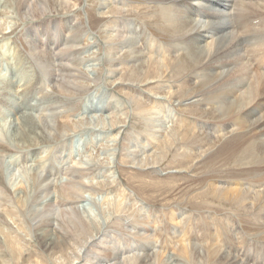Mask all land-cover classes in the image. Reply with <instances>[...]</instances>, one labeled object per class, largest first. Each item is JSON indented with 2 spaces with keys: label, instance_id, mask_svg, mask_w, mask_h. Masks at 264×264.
<instances>
[{
  "label": "rangeland",
  "instance_id": "374dc122",
  "mask_svg": "<svg viewBox=\"0 0 264 264\" xmlns=\"http://www.w3.org/2000/svg\"><path fill=\"white\" fill-rule=\"evenodd\" d=\"M25 1L0 0V143L6 146L0 149V177L7 187L0 192V264H264V185L249 182L250 191H258L251 209L225 189L235 188L224 180L240 168L241 155L221 165L214 151L224 148L229 130L214 135L197 127L219 114L196 104L187 44L176 47V33L162 22L167 0H105V6L102 0H63L67 10L64 2L41 0L58 13L49 24ZM27 11L36 19H26ZM123 11L126 16H118ZM114 26L153 60L152 43L138 27L164 44L152 47L166 54L170 67L161 82L149 77L148 86L137 88L133 41L120 48L116 39L123 52L104 62L102 34ZM79 31L85 35L77 52ZM47 32L54 40L43 37ZM32 44L40 50L42 44L54 65L80 68L85 59L93 66L81 70L98 79L78 80L86 85L80 92L54 89L52 70ZM155 97L170 104L148 125V116H134L127 99L141 112L152 111ZM15 105L27 115L20 121L26 128L31 121L41 127L43 115L55 116V128H41L32 143L16 140L21 115ZM176 113L183 116L179 122L172 118ZM41 172L55 178L54 189H34Z\"/></svg>",
  "mask_w": 264,
  "mask_h": 264
},
{
  "label": "bare ground",
  "instance_id": "6f19581e",
  "mask_svg": "<svg viewBox=\"0 0 264 264\" xmlns=\"http://www.w3.org/2000/svg\"><path fill=\"white\" fill-rule=\"evenodd\" d=\"M55 1L64 2L63 0ZM73 1L76 2V0ZM48 4L49 2L44 4L41 0H26L25 8L37 7L41 11L38 16L47 18L44 24H49L51 22L50 18L56 20L58 13L49 11ZM102 5L105 6V0H102ZM50 6L52 7L53 4H50ZM125 6L124 3L123 7ZM67 7L68 5L65 3L63 10H67ZM161 9L163 11L162 22L177 35L176 47H181L186 43L189 51L188 56L193 60L196 104L215 107L219 114L210 125L197 123V127L204 126V129L213 132L214 135L224 134L226 129L229 130L224 137V148L214 151V157L221 165H224L232 161V155H241L239 161L242 165L240 168L226 174L224 180L236 184L235 188L227 187L225 189L231 197H238V200H242L240 201L241 204L251 209L250 202L258 191H250L252 186L249 182L252 179H257L264 185V0H167L161 5ZM124 13L123 11L118 16H126ZM25 17L26 19L34 18L30 11L26 12ZM117 21L121 22L124 19L119 18ZM69 27L71 31H78L77 28L71 25ZM138 29L141 30L144 39L152 43L150 45L151 51L157 56V60L144 56L136 40L133 37L121 36L117 32L116 26L112 27L111 34L109 32L102 34L104 39L101 42L103 43V49H106L104 62L111 63L123 52L121 49H116L114 41L119 39L120 48H126V44L133 41L130 53L137 64L136 73L141 78V84L137 85V88H142L148 86L144 81L149 77L158 78L161 82L164 75L170 71V67L166 65V54H156L155 49L152 48L154 44L161 46L164 44L151 33L145 31V28L138 27ZM84 30L87 31L86 28ZM84 35L85 33L79 31L75 37L77 52L83 50L81 44L84 41ZM45 36L53 40L55 38L52 32L45 33L43 37ZM38 47L41 50L37 48V44H32L33 53H37L51 68L53 78H50V85L54 89L67 92L66 88L71 87L72 91L80 92L86 88V85L78 82V80L94 81L98 79L88 77L81 70V67H85L87 70L90 65L87 64L85 59L80 60V68L62 63L54 65L51 56L44 52L42 44ZM86 51L83 52V55L87 53ZM168 63L171 64V60H168ZM117 64H121V61H117L114 69H118ZM62 98H66V96L62 95ZM155 101L152 111L150 108L146 109L145 107L140 109L141 112H139L135 106L136 101L131 98L127 99V102L133 108L134 116L140 114H145V118L148 116V125L155 124L156 118L152 116L166 113L168 111L167 106L170 104L166 100H160L156 97ZM176 105L180 106L181 104L177 103ZM14 108V111L21 115V118L17 117L15 126L19 133V138L16 140L32 143L35 138H38L37 134L39 130L41 131V128L47 131H52L55 128L56 122L54 120L56 118L52 117L54 115L49 117L43 115L39 118L42 125L39 128L35 126V123H32L33 121L29 122V127L26 128L20 121L27 115L23 114L16 105ZM172 118H176V121L179 122L183 116L176 113ZM166 127L167 125L163 123L162 128ZM0 140L2 139L0 138ZM0 149H6V146L4 147L0 143ZM74 175L75 171H73L72 177ZM50 176L51 173L49 172L47 174L41 172L34 183V189H46L47 191L54 189L58 182ZM242 177H245V179H241ZM239 186L243 189H239ZM245 188L248 190H244ZM6 189V184L0 177V192L6 193ZM69 189L72 193L76 191L74 186H69ZM245 191L249 194L244 193ZM260 194L264 196V190L260 191ZM51 198L55 199L50 196ZM258 200L256 199L255 202H258ZM77 207L73 210L76 211ZM44 247L49 249L51 247L50 242H45Z\"/></svg>",
  "mask_w": 264,
  "mask_h": 264
}]
</instances>
